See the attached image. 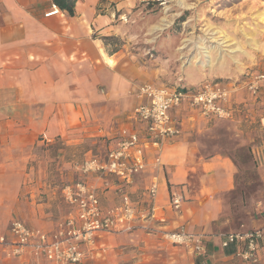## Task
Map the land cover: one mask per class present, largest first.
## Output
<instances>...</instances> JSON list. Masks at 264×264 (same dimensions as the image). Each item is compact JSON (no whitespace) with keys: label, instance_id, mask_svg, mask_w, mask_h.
<instances>
[{"label":"crops","instance_id":"1","mask_svg":"<svg viewBox=\"0 0 264 264\" xmlns=\"http://www.w3.org/2000/svg\"><path fill=\"white\" fill-rule=\"evenodd\" d=\"M98 2L77 0L73 16L62 11L45 16L51 0H0V239L8 235L14 220L51 231L67 216L68 212L55 222L33 197L34 179L29 175L35 145L72 139L82 132L91 136V131L107 143L120 129L137 125L131 116L142 101L134 80L138 69L127 53L111 50L101 39L111 34L113 13L107 7L100 10ZM234 97L233 102L248 100L245 91ZM175 121L181 134L146 150V169L131 185L97 174L86 181L97 190L105 210L119 205L124 196L137 209L146 207L142 194L151 182H156L157 192L153 218L137 220L131 229L99 234L82 264H264V243L255 262L235 257L233 245L221 247L230 231L219 222L224 210L219 194L234 189L235 167L225 156L201 155L187 132L200 119ZM235 121L244 123L243 142H253L264 184V110L257 111L256 119ZM175 195L181 197L178 209L170 204ZM179 228L203 236L201 255L163 237L164 231ZM34 259L30 250L13 255L10 246L0 242V264H28ZM38 260L46 264L44 258Z\"/></svg>","mask_w":264,"mask_h":264},{"label":"rangeland","instance_id":"2","mask_svg":"<svg viewBox=\"0 0 264 264\" xmlns=\"http://www.w3.org/2000/svg\"><path fill=\"white\" fill-rule=\"evenodd\" d=\"M98 3L100 10L107 7L113 13L111 34L105 35L110 38L103 41L111 50L127 53L132 59L138 69L136 85L149 82L195 89L205 83L220 82L237 89L232 94L234 101V94L244 92L238 85L252 72L264 69V0H103ZM183 15L185 19L178 22ZM156 25L162 29L156 31ZM203 48L209 49L210 62L206 61ZM245 102L236 119H256L257 111L262 108L249 100ZM192 110L185 105L174 119H200V124L187 132L205 151L216 153L233 148L235 140L243 143L247 139L240 128L244 123L207 119ZM90 133L91 136L82 132L72 139H55L33 147L31 191L55 222L62 220L69 209L62 188L71 182L92 180L94 176L83 173L77 166L89 157L88 152L104 156L107 150L106 138ZM242 185L250 187L246 196L236 192L222 198L224 210L219 222L225 223L230 232L264 225L263 182L258 185L246 178L245 184L242 179Z\"/></svg>","mask_w":264,"mask_h":264},{"label":"built area","instance_id":"3","mask_svg":"<svg viewBox=\"0 0 264 264\" xmlns=\"http://www.w3.org/2000/svg\"><path fill=\"white\" fill-rule=\"evenodd\" d=\"M60 10L51 5L45 16ZM249 103L264 110V69L248 75L241 84ZM136 94L142 99L132 111L131 118L137 123L131 129L122 128L107 141L104 156L90 152L77 168L83 173L100 177H113L122 185H131L136 176L146 169V150L160 148L181 134V127L174 116L188 105L207 119L235 121L246 102H233L234 92L229 84L205 83L195 89L157 85L143 82L136 86ZM65 201L69 211L58 227L51 231L30 228L20 220L11 222L8 235L0 242L10 246V253L21 255L30 250L34 260L28 264H82L103 232L131 229L134 222L153 218V201L157 192L156 182L143 191L146 207L137 209L128 196L112 209H103L97 190L87 182L77 181L65 187ZM181 197L175 195L170 204L178 209ZM163 237L173 245L187 248L195 256L204 251L201 234L190 233L183 228L164 231ZM264 243V225L258 228L228 232L221 240V247L235 246V257L245 262L257 261L259 245Z\"/></svg>","mask_w":264,"mask_h":264},{"label":"trees","instance_id":"4","mask_svg":"<svg viewBox=\"0 0 264 264\" xmlns=\"http://www.w3.org/2000/svg\"><path fill=\"white\" fill-rule=\"evenodd\" d=\"M51 1L60 11L65 12L69 16L74 15V7H75V3L77 2V0H51ZM99 1H103V0H99ZM184 19L185 17L183 15L178 19V22H181ZM109 38L110 37H107V36L101 37L102 40H107ZM179 88H182L184 90V87H179ZM215 120H220V119H215ZM222 121H225L228 124L231 122L232 123L236 122V121H229V120H222ZM240 123L242 125L243 122H240ZM252 145L253 144H245L244 142L241 143V141L235 140L233 148H229V149L225 148L223 150H220L219 152L213 153V152H207L204 149H202L201 143L199 142L198 147H199L200 153L205 159L211 158L214 155L219 154V155L229 158L235 167L236 172L234 175V189L229 192L220 193L219 197L221 199L224 198L226 195L229 196L236 192H239L241 196L242 195L246 196V192H249L247 190L250 187L247 188L243 186L242 179H243L244 184H245L246 178H248L252 182H255L258 185H262V180L257 170V164L252 154Z\"/></svg>","mask_w":264,"mask_h":264},{"label":"bare ground","instance_id":"5","mask_svg":"<svg viewBox=\"0 0 264 264\" xmlns=\"http://www.w3.org/2000/svg\"><path fill=\"white\" fill-rule=\"evenodd\" d=\"M163 25H166L165 23L163 24ZM154 29L157 31V30H160V29H162V26H159V25H156L155 27H154ZM224 42H226V40H224V41H222V42H220L221 44H223ZM226 46V45H225ZM203 51V53H204V57L206 58V61L207 62H210L211 61V56H210V54H209V49H207V48H203L202 49Z\"/></svg>","mask_w":264,"mask_h":264}]
</instances>
